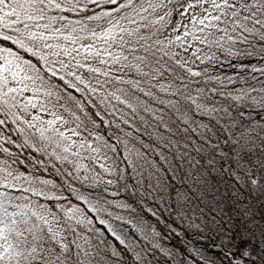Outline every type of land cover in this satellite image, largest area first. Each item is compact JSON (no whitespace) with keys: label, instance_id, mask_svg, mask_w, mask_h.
Here are the masks:
<instances>
[{"label":"trees","instance_id":"16d2710c","mask_svg":"<svg viewBox=\"0 0 264 264\" xmlns=\"http://www.w3.org/2000/svg\"><path fill=\"white\" fill-rule=\"evenodd\" d=\"M183 1L0 0L5 83L82 137L44 144L0 99V176L41 185L0 183L20 264H264V0H199L220 19L174 38Z\"/></svg>","mask_w":264,"mask_h":264},{"label":"rangeland","instance_id":"374dc122","mask_svg":"<svg viewBox=\"0 0 264 264\" xmlns=\"http://www.w3.org/2000/svg\"><path fill=\"white\" fill-rule=\"evenodd\" d=\"M209 1L210 0H207V3L212 5ZM239 1L240 0H235V3L233 2V4L230 5L231 10L228 11L229 13L234 12L233 10L235 6L237 9H240L238 6ZM217 2L220 6L225 5L224 0H218ZM181 3H183L182 6L179 4L177 6L180 12L176 13L175 10L173 12V18H171V25L173 24L176 26H172V30L169 31L168 34L174 38L186 37V33L190 30L191 22H204V26H208L214 23L217 19H220L217 18L218 11L214 9V6H205L207 3L200 4L199 0H184ZM31 7L40 8V5L37 3V5ZM187 7L193 8L191 9V12H193L195 8L201 7L202 9L200 8L197 10H200L203 14L198 16L190 14L188 16L186 13ZM160 12L163 14L162 18L164 21L166 18L170 17L164 11H160V7H156L152 11V14L147 18V21H151L150 19H153L155 22L159 21ZM186 15L187 17H185ZM16 66L18 65L10 61L8 64L0 68V99L3 100L6 97L7 103L10 105L14 104L16 106L17 110H15V112L23 122L24 126L29 127L31 130L39 134V140L42 143L47 144L48 140L52 138L51 140L53 142L51 143V146L53 148L60 149L61 147V151L66 153L69 149H72L71 154L75 156L76 152L73 150V147L79 146V143L82 142V137L77 133V131L70 128L69 122L62 117L56 116V111H54V108L51 107L52 105L45 104L44 100L46 99L39 96L37 89L32 91L26 90V92H23V89L19 90V88H12L11 84L5 83L3 73H12L16 70ZM11 174H8L9 176H0V183L12 186L14 189H22L23 185H29L36 189L41 188V185L37 181L32 183L31 180H21L19 176ZM1 202L0 196V204H2ZM38 206L39 208L37 210L39 213L37 214L47 222L50 231L52 232V236L55 240L57 239L59 243V256H62V252L68 246L66 243L68 233H66V227L63 224L64 221H61V218H58L54 212L52 213L48 210L46 204L41 203V205L38 204L37 207ZM58 206L62 207L61 204ZM70 218L72 217L70 216ZM10 232L11 229L9 225L4 222L0 223V263L20 264L22 262L21 257L23 254V243L17 235H12ZM55 264H65V261L64 259L63 261L58 259L55 261Z\"/></svg>","mask_w":264,"mask_h":264}]
</instances>
